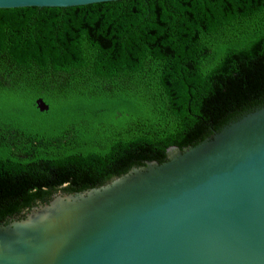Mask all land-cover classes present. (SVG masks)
<instances>
[{"label":"trees","instance_id":"16d2710c","mask_svg":"<svg viewBox=\"0 0 264 264\" xmlns=\"http://www.w3.org/2000/svg\"><path fill=\"white\" fill-rule=\"evenodd\" d=\"M262 107L264 0L0 9V223Z\"/></svg>","mask_w":264,"mask_h":264},{"label":"water","instance_id":"95a60500","mask_svg":"<svg viewBox=\"0 0 264 264\" xmlns=\"http://www.w3.org/2000/svg\"><path fill=\"white\" fill-rule=\"evenodd\" d=\"M116 1L0 0V9ZM167 158L0 223V264H264V107Z\"/></svg>","mask_w":264,"mask_h":264}]
</instances>
